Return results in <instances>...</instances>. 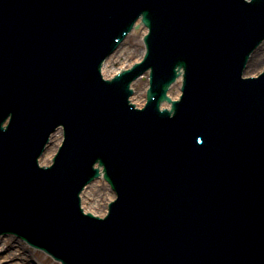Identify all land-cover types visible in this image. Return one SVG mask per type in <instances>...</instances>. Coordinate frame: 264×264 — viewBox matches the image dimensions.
<instances>
[{"label":"water","instance_id":"obj_1","mask_svg":"<svg viewBox=\"0 0 264 264\" xmlns=\"http://www.w3.org/2000/svg\"><path fill=\"white\" fill-rule=\"evenodd\" d=\"M139 16L143 61L103 80ZM263 39L264 0H0V235L64 264H264V72L242 79ZM179 74L171 116L154 99ZM100 166L103 219L79 198L106 212Z\"/></svg>","mask_w":264,"mask_h":264},{"label":"rangeland","instance_id":"obj_2","mask_svg":"<svg viewBox=\"0 0 264 264\" xmlns=\"http://www.w3.org/2000/svg\"><path fill=\"white\" fill-rule=\"evenodd\" d=\"M4 240H7L6 243H3ZM10 243H12V244L16 243V244L21 245V247L23 249V253L32 260L31 264H60V263L52 260L46 254L29 247L22 240L18 239L17 237H15L13 235L0 237V251L6 250V247H7L6 245L10 244ZM4 255H5V253L1 256H4Z\"/></svg>","mask_w":264,"mask_h":264},{"label":"bare ground","instance_id":"obj_3","mask_svg":"<svg viewBox=\"0 0 264 264\" xmlns=\"http://www.w3.org/2000/svg\"><path fill=\"white\" fill-rule=\"evenodd\" d=\"M6 246L5 255L0 256V264H31L32 260L23 253L21 245L10 243Z\"/></svg>","mask_w":264,"mask_h":264}]
</instances>
